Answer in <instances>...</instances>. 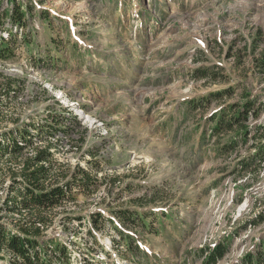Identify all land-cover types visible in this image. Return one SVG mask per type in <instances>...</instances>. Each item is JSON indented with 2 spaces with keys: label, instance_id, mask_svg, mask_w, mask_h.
<instances>
[{
  "label": "rangeland",
  "instance_id": "374dc122",
  "mask_svg": "<svg viewBox=\"0 0 264 264\" xmlns=\"http://www.w3.org/2000/svg\"><path fill=\"white\" fill-rule=\"evenodd\" d=\"M15 4L26 25L11 27V55L0 59V140L28 130L22 154L49 145L59 181L76 165L96 179L89 191H69L39 240L66 244L72 264H207L208 257L242 264L249 254L264 256V157L254 160L264 143L256 137L264 129V0ZM10 7L0 0L6 28ZM247 99L259 109L247 130L210 131L213 113ZM8 158L0 159V205L19 169ZM122 209L127 223L114 214ZM94 212L102 213L99 230ZM0 214L10 226L19 220Z\"/></svg>",
  "mask_w": 264,
  "mask_h": 264
},
{
  "label": "trees",
  "instance_id": "16d2710c",
  "mask_svg": "<svg viewBox=\"0 0 264 264\" xmlns=\"http://www.w3.org/2000/svg\"><path fill=\"white\" fill-rule=\"evenodd\" d=\"M7 1L11 7L5 10L2 16L7 18L10 28L0 25V32L5 31L7 33V36L0 34V59H5L11 55V48L8 44L10 37L14 35L11 27L23 29L26 25L25 12L21 10L22 6L15 4V0ZM25 9L30 10L31 6L26 4ZM7 37L9 38L7 39ZM261 63L264 65V60ZM198 71L201 72L200 77H206L205 71ZM4 83L6 91H10L11 83L8 81ZM209 95L214 96L215 93ZM254 109V103L248 99L241 105L233 104L224 107L209 117L208 121L212 123L210 131L218 134L238 128L241 130L240 133H243L247 130L244 122L249 117H255L259 112V109L255 111ZM55 120L57 121V119ZM243 129L244 131H242ZM18 131L17 138H11L12 140L7 142L0 140V159L8 156V159H18L19 161V169L11 172L10 175L12 178L8 188L9 193L13 194H7L0 205V212L4 211L7 215H18L19 220L16 219V224L10 226L2 222V214H0V261H5V264H72L75 257L66 244H62L52 237L40 241L39 237L44 234L51 223L52 210L61 206L70 197L68 196L69 191L74 187H78L80 191H89V187L96 182L95 176L76 165L69 178L59 181L54 171V162L49 145L32 147L30 154L23 155L22 150L29 146L31 138L28 130ZM257 133L256 137H261L259 136L261 134L264 138V129L257 130ZM201 137L205 139V133ZM231 142L232 140H229L227 144ZM256 146L258 149L254 160L262 159L264 157V143H258ZM22 214L28 215V220H20ZM114 214L121 219V222L127 223L129 219L128 210H117L114 211ZM137 215L141 214L138 213ZM143 217L144 215H141V225L145 226ZM100 219H103L102 213H91L90 221L95 230L100 229L98 226ZM104 220L110 221V218H104ZM114 229L120 237L124 238L128 248H130V238L126 240L119 228L114 227ZM87 231L91 233L90 229ZM221 247L219 245L216 248L217 252L223 250ZM135 249L138 250L143 259L146 258L147 254L143 249L138 247ZM249 255L242 264H264L263 254L261 257ZM209 261H212L211 257H208L206 263L208 264Z\"/></svg>",
  "mask_w": 264,
  "mask_h": 264
},
{
  "label": "bare ground",
  "instance_id": "6f19581e",
  "mask_svg": "<svg viewBox=\"0 0 264 264\" xmlns=\"http://www.w3.org/2000/svg\"><path fill=\"white\" fill-rule=\"evenodd\" d=\"M241 3H243V4H246V2L244 1V2H241ZM249 4V3H248Z\"/></svg>",
  "mask_w": 264,
  "mask_h": 264
}]
</instances>
